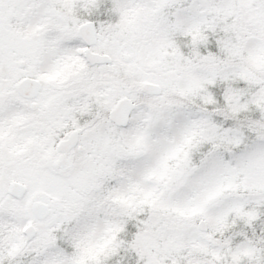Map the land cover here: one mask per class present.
Masks as SVG:
<instances>
[{"label": "snow or ice", "instance_id": "6c2138e0", "mask_svg": "<svg viewBox=\"0 0 264 264\" xmlns=\"http://www.w3.org/2000/svg\"><path fill=\"white\" fill-rule=\"evenodd\" d=\"M0 264H264V0H0Z\"/></svg>", "mask_w": 264, "mask_h": 264}]
</instances>
